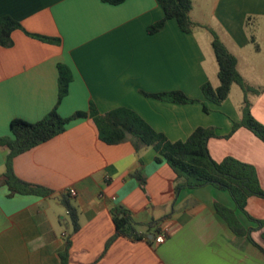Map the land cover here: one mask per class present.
<instances>
[{"label":"crops","instance_id":"obj_1","mask_svg":"<svg viewBox=\"0 0 264 264\" xmlns=\"http://www.w3.org/2000/svg\"><path fill=\"white\" fill-rule=\"evenodd\" d=\"M213 6L218 29L193 16L192 0L191 32L170 18L148 33L164 15L158 0H0V17L18 23L11 44L0 45V137L10 134L13 118L35 122L54 108L62 117L85 114L13 157L19 178L50 193L9 194L0 184V264H62L67 242V264H264V253L233 232L216 209L220 204L233 210L264 249V227L237 209L228 191L211 184L175 191L174 171L164 160L155 161L152 147L135 151L127 141L105 143L90 115L91 108L99 114L129 108L170 141L212 127L207 143L212 159L231 156L252 165L264 190V141L244 126L232 130L242 117V88L232 95L233 84L221 104L207 101L200 88L219 82L214 33L236 57L243 80L258 90L248 94L250 111L264 124V83H256L264 82V55L245 28L250 16H264V0H214ZM59 66L70 77L60 100ZM174 90L199 101L144 94ZM8 154L0 145V175ZM139 160L143 188L130 175ZM65 194L77 209L75 231L60 201ZM117 206L127 210L140 238L117 236L106 247L115 232L111 209ZM245 210L264 219V197L249 196ZM162 226L169 233L156 243Z\"/></svg>","mask_w":264,"mask_h":264},{"label":"trees","instance_id":"obj_2","mask_svg":"<svg viewBox=\"0 0 264 264\" xmlns=\"http://www.w3.org/2000/svg\"><path fill=\"white\" fill-rule=\"evenodd\" d=\"M103 1L118 4L124 0ZM158 1L164 15L160 20L147 27L148 33L160 30L165 21L170 18L176 20L182 31L191 32L193 22L189 13L192 9V0ZM16 27H18V23L9 16L0 17V45L9 46L11 44L10 34ZM211 46L218 67L217 77L219 82L217 86H213L209 81L201 84L200 88L204 98L214 104H221L229 95L231 86L233 84L239 85L244 92L242 117L240 122L233 124L232 130L244 126L264 141V124L252 115L248 99V93L257 92L258 90L243 80L237 70L236 57L214 33ZM69 79L67 70L59 66V100L67 91ZM144 94L176 103L199 101L187 97L179 90L159 93L144 92ZM202 105L203 110L207 112L210 108L207 102L203 101ZM83 115L85 114L77 113L71 117H62L54 108L35 122H29L21 118H13L10 121V134L0 137V145L9 148L5 169L0 175V184H5L8 187L9 194L47 195L50 193V190L43 186L31 184L19 178L13 170V157L61 133L71 119ZM90 115L97 126L99 138L105 143L117 144L127 141L131 143L135 151H139L144 147H152L156 152L155 161L164 160L174 171L175 191L207 184L226 190L235 201L237 209L241 210L249 219L255 221L258 227H264V219L253 218L245 210L246 200L249 196L264 197V190L260 187L255 168L231 156L224 157L220 162L213 160L207 145L209 138L214 135L212 127H197L185 140L170 141L163 133L155 131L143 118L129 108L118 107L103 114H99L91 108ZM141 166L142 161L139 160V167L130 175L135 177L143 188L145 177ZM60 201L67 210L73 230H77L79 223L76 207L71 203L67 194L62 195ZM215 206L233 232L245 235L264 253V249L250 237V229H245L236 219L233 210L220 204ZM111 214L115 232L107 240L106 247L117 236L140 238V235L135 232L132 219L125 208L121 206L113 207ZM159 231L157 229L154 237ZM261 236L264 239V229ZM67 247L68 242L65 251L61 253L62 264H67Z\"/></svg>","mask_w":264,"mask_h":264},{"label":"rangeland","instance_id":"obj_3","mask_svg":"<svg viewBox=\"0 0 264 264\" xmlns=\"http://www.w3.org/2000/svg\"><path fill=\"white\" fill-rule=\"evenodd\" d=\"M213 3L214 0H194L193 16L196 19H199L204 23H209V25H212L213 27H216L218 29L219 25L213 14L214 11ZM246 21L247 23H245V28L248 30L251 40L254 41V42L251 41L253 46H255L257 42L261 43L262 54L264 55V16H256V15L250 16ZM256 83H264V82H256ZM233 86L234 87H233L232 95L234 94V91L239 92L240 90L238 85L234 84Z\"/></svg>","mask_w":264,"mask_h":264},{"label":"built area","instance_id":"obj_4","mask_svg":"<svg viewBox=\"0 0 264 264\" xmlns=\"http://www.w3.org/2000/svg\"><path fill=\"white\" fill-rule=\"evenodd\" d=\"M69 193L70 194H75L73 189H69ZM169 233V228L168 226H162L161 230L156 234V236L154 237V241L156 243H161L165 240L167 234Z\"/></svg>","mask_w":264,"mask_h":264}]
</instances>
